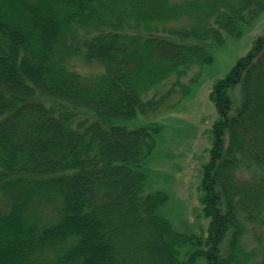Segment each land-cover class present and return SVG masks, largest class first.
Segmentation results:
<instances>
[{
  "label": "trees",
  "instance_id": "16d2710c",
  "mask_svg": "<svg viewBox=\"0 0 264 264\" xmlns=\"http://www.w3.org/2000/svg\"><path fill=\"white\" fill-rule=\"evenodd\" d=\"M264 0H0V264H264V34L214 85L201 169L206 236L177 232L144 193L158 111ZM80 58L99 71L80 73ZM168 91L147 99L170 78ZM240 86L230 115V90ZM242 167L253 171L243 179ZM224 243L223 249L221 244Z\"/></svg>",
  "mask_w": 264,
  "mask_h": 264
},
{
  "label": "rangeland",
  "instance_id": "374dc122",
  "mask_svg": "<svg viewBox=\"0 0 264 264\" xmlns=\"http://www.w3.org/2000/svg\"><path fill=\"white\" fill-rule=\"evenodd\" d=\"M264 34V9L238 37L225 36L224 43L211 49L213 60L206 65H193L180 82L185 87H176L167 102L156 112H149L127 122L132 130L139 126L156 124L160 130L155 137L152 153L145 162L146 181L144 193L164 192L167 201L158 209L159 215L170 222L177 232L190 231L197 236H206L207 220L202 218L200 189L201 169L209 160L212 141V126L220 117L210 93L217 81L224 79L253 47L254 41ZM70 67L80 73L99 71L96 65L74 59ZM170 78L153 89L148 97L159 96L170 88ZM232 99L230 115L239 105L240 86L230 90ZM243 179L251 180L253 171L242 167ZM264 238V228L246 225L245 242L249 247L258 246ZM221 248L223 249L224 243ZM196 264H206L199 258Z\"/></svg>",
  "mask_w": 264,
  "mask_h": 264
}]
</instances>
